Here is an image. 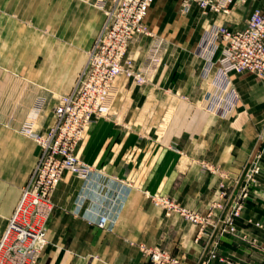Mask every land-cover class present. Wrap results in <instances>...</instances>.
<instances>
[{
    "label": "crops",
    "instance_id": "obj_1",
    "mask_svg": "<svg viewBox=\"0 0 264 264\" xmlns=\"http://www.w3.org/2000/svg\"><path fill=\"white\" fill-rule=\"evenodd\" d=\"M212 1L219 8L193 4L185 11L183 0H154L145 33L133 42L128 57L143 70L158 49L161 64L177 59L180 70L158 74L151 65L154 87L143 95L205 97L212 80L204 79L206 63L197 55L202 36L213 26L244 29L262 5L259 0ZM87 61L88 53L65 94ZM179 71L175 91L159 84L175 79ZM235 73L231 79L239 98L228 119L207 110L216 118L204 119L198 106L184 104L176 132L159 138L147 135L131 111L113 108L109 119L88 127L76 153L91 173L82 179L65 172L44 210L47 236L35 264H147V250L156 247L179 264H264V76ZM124 84L116 80L115 98ZM2 85L0 72V92ZM45 114L41 132L47 134L55 112L47 106ZM148 114L150 120L153 112ZM40 155L31 139L0 136V241ZM255 164L260 170L250 175ZM163 197L198 212L202 224L156 205ZM237 204L241 212L231 231L227 223ZM103 217L105 228L98 225Z\"/></svg>",
    "mask_w": 264,
    "mask_h": 264
},
{
    "label": "built area",
    "instance_id": "obj_2",
    "mask_svg": "<svg viewBox=\"0 0 264 264\" xmlns=\"http://www.w3.org/2000/svg\"><path fill=\"white\" fill-rule=\"evenodd\" d=\"M242 30L225 26L208 29L199 43L197 55L205 63L203 77L211 79L205 95L207 111L228 119L234 113L238 95L233 86V72H247L264 76V0ZM154 0H113L106 11L104 24L91 49L85 68L79 73L73 89L63 95L55 108V119L45 135L27 132L41 148V155L23 191L19 205L0 241V264H35L46 242L44 210L50 208L51 195L65 172L86 179L91 168L77 157V149L85 130L92 124L111 116L110 96L117 78L126 73L139 84L149 81V67L157 62L158 49L150 65L135 73L129 67L128 52L138 36L145 33V21ZM185 11L193 4L201 8L217 9L212 0H183ZM131 64V63H130ZM264 139V136H263ZM260 170L255 164L250 175ZM156 205L167 211L180 213L195 224H202V216L195 211L179 208L174 200L158 198ZM239 204L232 208L228 219L233 231V219L240 216ZM213 210L209 211V216ZM103 217L99 227L105 228ZM147 264H179L176 257L163 248L147 250Z\"/></svg>",
    "mask_w": 264,
    "mask_h": 264
},
{
    "label": "rangeland",
    "instance_id": "obj_3",
    "mask_svg": "<svg viewBox=\"0 0 264 264\" xmlns=\"http://www.w3.org/2000/svg\"><path fill=\"white\" fill-rule=\"evenodd\" d=\"M112 1L99 0L90 4L85 0H0V72L3 83L0 136H24L36 143L25 130L31 127L33 133L45 134L41 132L47 122L45 108L48 106L55 112L61 97L74 84ZM127 58L131 60L129 67L132 71H142L135 67L132 58ZM177 62L166 65L164 61L161 64L158 54L152 71L168 74V68L180 70ZM180 73L175 79L159 84L175 91L174 84ZM244 73L247 72L235 74ZM119 79H124L126 84L116 98L111 92V112L113 108L131 111L133 120L145 128L147 135L172 136L181 125L177 116L183 118L185 115L178 112L184 104L198 106L204 119L208 116L216 118L207 113L204 95L199 98L177 97L166 92L162 96L148 97L143 92L154 87L153 82L139 84L126 73ZM206 90L204 86V94ZM149 112L153 114L147 120Z\"/></svg>",
    "mask_w": 264,
    "mask_h": 264
}]
</instances>
